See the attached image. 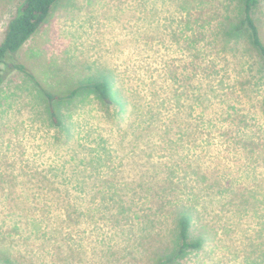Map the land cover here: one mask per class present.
I'll use <instances>...</instances> for the list:
<instances>
[{
    "label": "rangeland",
    "instance_id": "obj_1",
    "mask_svg": "<svg viewBox=\"0 0 264 264\" xmlns=\"http://www.w3.org/2000/svg\"><path fill=\"white\" fill-rule=\"evenodd\" d=\"M23 1L0 0V42ZM243 2L54 6L3 66L0 264H163L183 216L204 243L169 264H264V64L229 33ZM252 17L264 43V0ZM103 81L112 102L67 98Z\"/></svg>",
    "mask_w": 264,
    "mask_h": 264
},
{
    "label": "trees",
    "instance_id": "obj_2",
    "mask_svg": "<svg viewBox=\"0 0 264 264\" xmlns=\"http://www.w3.org/2000/svg\"><path fill=\"white\" fill-rule=\"evenodd\" d=\"M60 0H24L16 11V15L9 22L3 40L0 42V87L4 82L3 66L6 60L17 54L25 44L38 32L41 26L49 18L54 6ZM259 3V0H244L242 5L243 18L241 28L237 29L234 25L230 26L229 33H244L248 35L252 46L257 50L264 64V43L261 39L259 29L252 17V11ZM232 36V35H230ZM16 70L27 73L25 65L15 63L12 66ZM89 89L97 93L104 104L112 102V94L109 85L103 82L88 83L73 90L67 95L68 99H74L76 94L82 89ZM50 102L56 97L47 94ZM53 115L56 116L53 111ZM181 246L177 252H171L165 257L163 264H169L179 260L187 254L189 249H200L203 246V239L192 237L190 220L186 216L182 217L180 226Z\"/></svg>",
    "mask_w": 264,
    "mask_h": 264
}]
</instances>
